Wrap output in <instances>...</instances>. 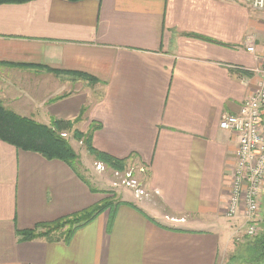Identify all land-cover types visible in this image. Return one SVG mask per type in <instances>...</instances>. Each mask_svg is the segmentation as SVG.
Returning <instances> with one entry per match:
<instances>
[{"label": "crops", "instance_id": "crops-1", "mask_svg": "<svg viewBox=\"0 0 264 264\" xmlns=\"http://www.w3.org/2000/svg\"><path fill=\"white\" fill-rule=\"evenodd\" d=\"M263 52L264 12L248 0L0 4V106L47 126L79 118L81 133L96 125L93 147L142 167L147 193L130 194L109 231L106 210L68 244L20 241L105 195L0 141V264H222L245 234L242 212L226 216L237 138L219 122L255 89Z\"/></svg>", "mask_w": 264, "mask_h": 264}, {"label": "trees", "instance_id": "trees-1", "mask_svg": "<svg viewBox=\"0 0 264 264\" xmlns=\"http://www.w3.org/2000/svg\"><path fill=\"white\" fill-rule=\"evenodd\" d=\"M29 1L33 0H0V4H22ZM65 1L78 2L81 0ZM245 74L251 75L250 72H245ZM74 75L82 79L94 81V78L83 73H74ZM78 120L79 118L73 121L55 120L52 125L47 126L21 117L13 111L0 106V141L18 150L36 153L46 160L63 162L74 172H77L79 156L68 143V140L61 136L62 133L66 135L71 133V137L81 142L86 152L94 161L103 163L112 170H122L125 168L126 160L114 158L93 147L91 135L97 128L96 125H92L90 131L86 133H80L73 129L74 124ZM121 204L132 207L127 202H116L113 204L111 201L104 199L79 212L62 216L49 222L38 223L30 229L17 231V236L20 241L43 240L48 243L68 244L78 229L91 223L106 210L109 211L106 227V230L109 231L116 210ZM259 211H262V202L260 203ZM244 237L247 240L240 241V239H236L234 241V252L227 258L226 264H264V226L261 230L257 228L253 236L244 235Z\"/></svg>", "mask_w": 264, "mask_h": 264}, {"label": "built area", "instance_id": "built-area-1", "mask_svg": "<svg viewBox=\"0 0 264 264\" xmlns=\"http://www.w3.org/2000/svg\"><path fill=\"white\" fill-rule=\"evenodd\" d=\"M248 6L256 12H264V0H248ZM247 52L254 53L252 45L246 46ZM258 76L255 89L240 105L236 115L221 117L219 127L233 133L237 146L233 154L234 166L229 180L226 216L237 218L243 213L244 234L253 236L259 214L261 195L264 189V52L262 66L254 71ZM62 137L66 134L62 133ZM97 170L103 171L101 163ZM113 170L114 177L120 185L128 187L135 199L147 196L143 184L133 177L132 171ZM143 172V168L139 167Z\"/></svg>", "mask_w": 264, "mask_h": 264}, {"label": "rangeland", "instance_id": "rangeland-1", "mask_svg": "<svg viewBox=\"0 0 264 264\" xmlns=\"http://www.w3.org/2000/svg\"><path fill=\"white\" fill-rule=\"evenodd\" d=\"M90 129H88L87 132H89ZM71 136L72 135L70 133L69 135H66L65 138L68 140V143L73 147V149L76 151V153L79 156V164H77L78 173L83 178H85L87 181H89L94 187H96V186L102 187L103 190L101 193H103L105 195L104 199L111 201L113 204H115L116 202H123V201L129 200L130 194L132 192H130L128 187L126 188L123 185H120V181L117 180L113 175V173H114L113 170L108 168L103 163H101V164H103L104 170L103 171L97 170L96 164L100 163V162L94 161L92 159V157L86 152V150L82 146L81 142L78 140H74ZM83 149L85 150V152L88 155H85L84 153H82ZM89 156L91 158L90 161L88 159ZM122 170H124L123 172L132 171L133 177L137 180V182L139 184H142L143 179H144L142 176L144 175V173L139 171V166L137 164H133V163L128 164ZM94 176H97L99 179H103L104 181L105 180L109 181V184L102 185V184L97 183L96 181H94ZM131 196H133V195L131 194ZM263 200H264V189H263V192L261 195V202H262L261 219H263V221H261L259 223V226L261 228L264 226ZM242 228H243V230L241 231V233L244 232V226H242ZM241 239H242V241L247 240L246 237H242ZM227 260L228 259L226 258L222 264H226ZM218 264H221V262L219 261Z\"/></svg>", "mask_w": 264, "mask_h": 264}]
</instances>
